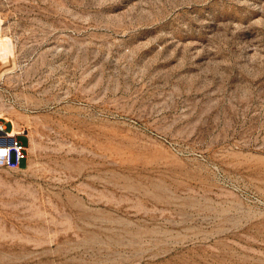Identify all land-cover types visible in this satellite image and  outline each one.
Listing matches in <instances>:
<instances>
[{
	"label": "rangeland",
	"instance_id": "374dc122",
	"mask_svg": "<svg viewBox=\"0 0 264 264\" xmlns=\"http://www.w3.org/2000/svg\"><path fill=\"white\" fill-rule=\"evenodd\" d=\"M0 121V264H264V0H0Z\"/></svg>",
	"mask_w": 264,
	"mask_h": 264
},
{
	"label": "built area",
	"instance_id": "2783aa9c",
	"mask_svg": "<svg viewBox=\"0 0 264 264\" xmlns=\"http://www.w3.org/2000/svg\"><path fill=\"white\" fill-rule=\"evenodd\" d=\"M8 121H0V167L20 169L29 158L31 137L26 128H19L12 124L7 127ZM26 136L25 143L20 136Z\"/></svg>",
	"mask_w": 264,
	"mask_h": 264
},
{
	"label": "bare ground",
	"instance_id": "6f19581e",
	"mask_svg": "<svg viewBox=\"0 0 264 264\" xmlns=\"http://www.w3.org/2000/svg\"><path fill=\"white\" fill-rule=\"evenodd\" d=\"M15 125H16V123H15Z\"/></svg>",
	"mask_w": 264,
	"mask_h": 264
}]
</instances>
